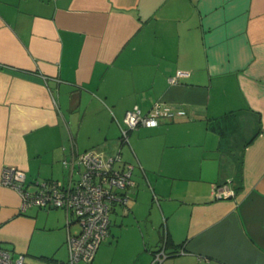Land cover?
<instances>
[{
    "label": "crops",
    "instance_id": "crops-1",
    "mask_svg": "<svg viewBox=\"0 0 264 264\" xmlns=\"http://www.w3.org/2000/svg\"><path fill=\"white\" fill-rule=\"evenodd\" d=\"M155 104L173 115L122 142L125 112ZM90 123L101 138L82 144ZM87 149L136 173L92 264H149L162 246L161 264H264V0H0V169L33 191ZM223 183L234 194L214 197ZM19 207L0 185L3 248L35 232L66 245L63 209L40 224ZM129 231L144 247L126 261Z\"/></svg>",
    "mask_w": 264,
    "mask_h": 264
},
{
    "label": "built area",
    "instance_id": "built-area-1",
    "mask_svg": "<svg viewBox=\"0 0 264 264\" xmlns=\"http://www.w3.org/2000/svg\"><path fill=\"white\" fill-rule=\"evenodd\" d=\"M186 74L178 70L169 80L174 83L179 76ZM173 113L174 110L163 109L158 104L146 114H142L138 106L132 107L123 117L120 129L122 142L128 141V133L137 126H156L161 117L172 116ZM62 164L68 169L67 180H43L37 182V188L33 191L27 189L25 171L5 164L0 169V185L18 193L21 212L31 206L61 208L65 211L66 260L47 259L28 263L24 255L15 254L0 245V264H75L79 261L92 264L98 246L109 235L112 204L119 202L125 205L130 197L134 186L131 176L133 165L123 162L120 153L103 156L94 149L65 158ZM233 194V189L226 183L213 189L216 198ZM73 222L77 224V229L72 232L70 227ZM167 255L162 246L152 252L149 264H161Z\"/></svg>",
    "mask_w": 264,
    "mask_h": 264
},
{
    "label": "rangeland",
    "instance_id": "rangeland-1",
    "mask_svg": "<svg viewBox=\"0 0 264 264\" xmlns=\"http://www.w3.org/2000/svg\"><path fill=\"white\" fill-rule=\"evenodd\" d=\"M91 115H92V110L88 111L87 118L91 117ZM96 127L97 125L95 123H90L83 126L82 137L84 139L82 141V144H86L88 142H95L97 138L98 139L101 138V136L95 132ZM126 146H128V144H126ZM135 174L132 176V179H134ZM31 207L28 208L26 213L31 216H34L36 215V212H39V215L37 216L38 217L37 220L40 224L44 222H47L48 224H52L59 217L58 215H61V217L59 218H61V221H63L64 224L65 221L64 213L61 210V208H47V207H38V206H31ZM48 212L50 213L49 215L47 214ZM110 215L112 217V213ZM76 228L77 226L74 225V227H72L73 231L76 230ZM112 234L113 236H110V241L112 238L116 239L115 233L112 232ZM152 241L153 239H151V242L147 240L145 243L146 246L145 248H149V249L152 248L154 244ZM60 242H58V234L35 232L32 238L28 242L18 245L15 243L14 245L11 244L7 246V249L9 248V250L15 254L24 255L25 261L28 263H38L40 262V260L47 258H52L55 260H66L67 257L66 245H64L63 242L61 243ZM143 247L144 246H143L142 238L140 237V235H137L135 231L133 232L129 231L123 234L118 243V248L122 252L124 259L126 261L129 260L130 258L137 259L138 255L140 254L138 253V251ZM145 253L148 252L145 251ZM75 264H86V263L83 261H79L76 262Z\"/></svg>",
    "mask_w": 264,
    "mask_h": 264
}]
</instances>
